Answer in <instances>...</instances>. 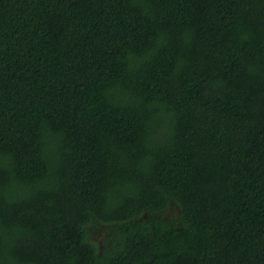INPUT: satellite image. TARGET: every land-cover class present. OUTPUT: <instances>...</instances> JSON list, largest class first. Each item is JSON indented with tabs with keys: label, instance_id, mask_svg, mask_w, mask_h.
<instances>
[{
	"label": "trees",
	"instance_id": "obj_1",
	"mask_svg": "<svg viewBox=\"0 0 264 264\" xmlns=\"http://www.w3.org/2000/svg\"><path fill=\"white\" fill-rule=\"evenodd\" d=\"M0 264H264V0H0Z\"/></svg>",
	"mask_w": 264,
	"mask_h": 264
},
{
	"label": "rangeland",
	"instance_id": "obj_2",
	"mask_svg": "<svg viewBox=\"0 0 264 264\" xmlns=\"http://www.w3.org/2000/svg\"><path fill=\"white\" fill-rule=\"evenodd\" d=\"M101 225H98L96 228L89 227V238L90 241L94 242L100 249V252H106V249H109L114 245L115 240H111L112 234L109 231L100 232L99 229Z\"/></svg>",
	"mask_w": 264,
	"mask_h": 264
}]
</instances>
